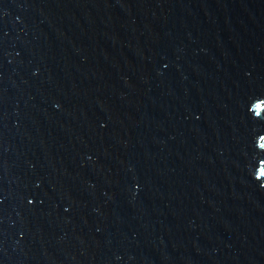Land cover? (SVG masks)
Here are the masks:
<instances>
[{"label":"water","instance_id":"1","mask_svg":"<svg viewBox=\"0 0 264 264\" xmlns=\"http://www.w3.org/2000/svg\"><path fill=\"white\" fill-rule=\"evenodd\" d=\"M0 264H264V0H0Z\"/></svg>","mask_w":264,"mask_h":264}]
</instances>
